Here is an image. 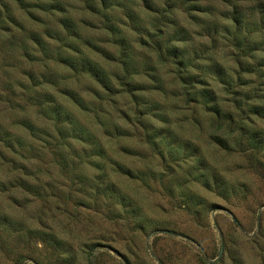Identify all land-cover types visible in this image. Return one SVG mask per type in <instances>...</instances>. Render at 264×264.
Returning <instances> with one entry per match:
<instances>
[{"label": "rangeland", "instance_id": "1", "mask_svg": "<svg viewBox=\"0 0 264 264\" xmlns=\"http://www.w3.org/2000/svg\"><path fill=\"white\" fill-rule=\"evenodd\" d=\"M100 3L0 0V264H264V0Z\"/></svg>", "mask_w": 264, "mask_h": 264}, {"label": "trees", "instance_id": "2", "mask_svg": "<svg viewBox=\"0 0 264 264\" xmlns=\"http://www.w3.org/2000/svg\"><path fill=\"white\" fill-rule=\"evenodd\" d=\"M100 4L101 5H107V2H108V0H100ZM262 5V7L264 8V3H262L261 4ZM242 17H241V15L239 14V12L237 11V10H235L234 12H233V15H232V20L237 24V25H241L242 24V19H241ZM65 22V25L66 26H69V27H71L72 25H71V23H70V21L69 20H64ZM69 22V23H68ZM172 49H174L175 51L174 52H172V55L174 56V57H179L180 59H178V63H179V65H181L182 67H183V69L186 71V69L188 68V65L189 64H187L186 63V58H185V53H184V51H178V49L176 48V47H173ZM190 77H194L195 78V75L194 76H191V75H185V77H183V80H186V78H190ZM99 78H102V77H99ZM101 80H104L103 81V83H104V85H105V87L107 88V89H111L112 87H111V85H110V83H109V79H101ZM198 82V81H197ZM192 84H194L193 82H191ZM129 84V83H128ZM130 85V84H129ZM130 87V86H129ZM206 92V95H205V97L207 98V99H209V100H211V101H214L215 99V94L213 93V91H211V93H210V91H205ZM255 109L257 110V112H259V110L261 109V107H255ZM216 113L219 115V114H221V112L219 111V109H217L216 110ZM227 120H229V119H227ZM217 140L218 141H220L219 143H221V144H223V143H225V144H228V142H227V140H225V139H222V138H220V137H218L217 138Z\"/></svg>", "mask_w": 264, "mask_h": 264}]
</instances>
